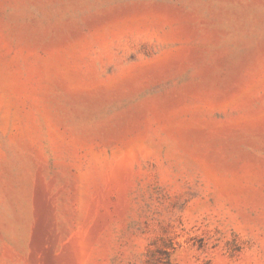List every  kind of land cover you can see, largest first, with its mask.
<instances>
[{
  "label": "rangeland",
  "instance_id": "374dc122",
  "mask_svg": "<svg viewBox=\"0 0 264 264\" xmlns=\"http://www.w3.org/2000/svg\"><path fill=\"white\" fill-rule=\"evenodd\" d=\"M0 264H264V0H0Z\"/></svg>",
  "mask_w": 264,
  "mask_h": 264
}]
</instances>
